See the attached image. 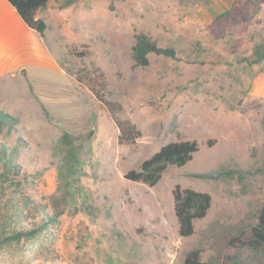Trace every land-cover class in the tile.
<instances>
[{
  "label": "rangeland",
  "instance_id": "374dc122",
  "mask_svg": "<svg viewBox=\"0 0 264 264\" xmlns=\"http://www.w3.org/2000/svg\"><path fill=\"white\" fill-rule=\"evenodd\" d=\"M42 16L55 67L0 74V111L17 121L0 124V145L28 178V220H57L29 255L0 249V264H184L195 248L206 264H264L246 245L264 205V61L250 65L264 0H49ZM141 33L176 58L139 66ZM116 121L142 136L120 145ZM187 140L193 159L156 186L126 179ZM178 185L212 197L190 237L178 231Z\"/></svg>",
  "mask_w": 264,
  "mask_h": 264
},
{
  "label": "trees",
  "instance_id": "16d2710c",
  "mask_svg": "<svg viewBox=\"0 0 264 264\" xmlns=\"http://www.w3.org/2000/svg\"><path fill=\"white\" fill-rule=\"evenodd\" d=\"M15 8L23 21L41 37H45L46 22L38 18V11L45 9L49 0H8ZM150 54L176 58L177 52L173 47H161L146 34H138L133 47V56L139 66L149 65ZM255 58L250 65L264 61V46L258 47ZM98 98L105 102L101 96ZM107 104V103H106ZM15 117L0 111V124L16 125ZM120 134V145H134L142 133L128 122L116 121ZM199 150L197 141L172 142L162 147L159 152L143 162L140 171H131L126 179L132 182H141L150 187L156 186L168 166L182 167L193 159ZM0 249L20 248L25 254H30L44 237L51 236V225L56 222V217L42 216L40 221H29L28 215L32 210V199L26 193L28 178L22 174L23 169L15 159V153L8 151L0 145ZM20 176L23 183H16ZM199 178H212V174H197ZM17 188H14L13 186ZM15 190H12L11 188ZM174 210L179 224V235L190 237L195 233V220L203 219L208 215L212 206V197L208 193L183 189L177 186L173 192ZM28 212V213H27ZM43 214V213H42ZM34 217L36 215H33ZM240 240V238L236 239ZM246 245L254 252H264V205L260 211L258 223L252 228ZM36 260V259H35ZM32 262V261H30ZM38 264H51V261L42 260ZM184 264H206L202 261L200 249H192L186 254Z\"/></svg>",
  "mask_w": 264,
  "mask_h": 264
},
{
  "label": "crops",
  "instance_id": "0c3cea01",
  "mask_svg": "<svg viewBox=\"0 0 264 264\" xmlns=\"http://www.w3.org/2000/svg\"><path fill=\"white\" fill-rule=\"evenodd\" d=\"M47 7L38 11V18L43 19L46 24L47 21L42 15ZM24 26L29 30H33L23 21L8 0H0V74L54 69V58L44 38L40 37V34L35 30L33 31L39 36H33ZM20 52L30 55L23 58L18 65L12 67L11 59L14 56L21 55ZM34 67L36 68L33 69Z\"/></svg>",
  "mask_w": 264,
  "mask_h": 264
}]
</instances>
